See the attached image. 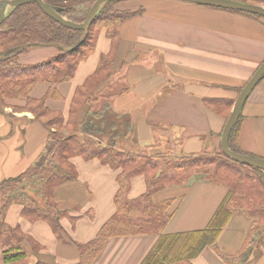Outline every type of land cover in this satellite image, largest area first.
Listing matches in <instances>:
<instances>
[{
    "label": "crops",
    "instance_id": "obj_1",
    "mask_svg": "<svg viewBox=\"0 0 264 264\" xmlns=\"http://www.w3.org/2000/svg\"><path fill=\"white\" fill-rule=\"evenodd\" d=\"M117 8L138 14L117 27L121 39L116 75L107 95L95 107L100 110L108 105L110 113L130 119L128 131L117 137V147L148 155L169 149L176 157L218 153L230 113L226 102L236 101L238 91L264 63V20L176 0H129ZM47 48L58 49L28 48L19 62L43 63L54 53L51 49L46 52ZM111 50V40L103 30L95 53L79 65L71 80L39 84L32 97H47L46 106L67 121L77 89L96 72L101 57ZM211 100L225 103L213 105ZM24 105V101H9L10 107L0 113V183L26 172L46 148L50 131L33 114L13 110ZM240 116L239 149L245 156L264 160V78ZM51 131L56 133L57 129ZM79 140L82 142L83 138ZM72 164L78 178L54 192L57 208L70 217L62 220V238L46 222L28 221L18 205L5 215V222L12 229L28 237L24 242L27 258L14 264H79L78 245L96 240L115 215L121 171L96 159L74 157ZM146 192L144 177L132 179L131 200ZM227 194L225 186L196 178L185 187L167 188L154 200L176 199L166 233L179 234L206 229ZM250 237L252 252L245 264H264V226L242 214L234 215L221 232L219 253L206 248L192 264H226L221 254H238ZM157 240V236L113 238L94 264H142ZM2 252L0 249V264H6Z\"/></svg>",
    "mask_w": 264,
    "mask_h": 264
},
{
    "label": "trees",
    "instance_id": "obj_2",
    "mask_svg": "<svg viewBox=\"0 0 264 264\" xmlns=\"http://www.w3.org/2000/svg\"><path fill=\"white\" fill-rule=\"evenodd\" d=\"M96 1L44 0L68 21L76 24L86 21ZM231 1L264 7V0ZM120 3L111 1L101 6L86 40L72 52L65 50L76 47L84 32L70 30L57 23L37 3L11 8L0 26V57L10 56L24 46L31 48L55 44L60 51L48 61L36 65L19 62L20 56L28 49L18 56L0 61V113L10 107L9 101H24V106H15L14 110L33 114L50 131L46 148L36 163L23 174L0 183V249L3 250L6 264L18 263L27 258L24 242L28 237L5 222V215L13 205L22 207V216L28 221L46 222L58 238L63 237L62 220L68 218L69 214L57 208L54 192L60 185L78 178L72 164L74 157H82L87 161L96 159L104 166L121 171L117 179L119 190L115 197L116 213L102 227L96 240L78 245L79 264H94L109 240L132 236L158 237L142 264H192L206 248L219 253V237L234 215H245L264 226V171L232 161L222 148L218 153L203 152L176 157L169 149L146 155L130 153L117 147V137L129 128L130 119L110 113L108 105L100 110L95 107L107 95L116 75V54L121 39L117 27L138 14L118 10ZM214 9L264 20L260 15ZM103 30H106L111 40L112 50L101 57L96 72L77 89L66 121L60 113L46 106L47 97L35 99L32 92L39 84L55 85L71 80L79 65L95 53ZM241 91H238V95ZM211 103L217 105L225 102L211 100ZM226 104L230 112L227 123L235 101ZM241 120L242 116L230 133L228 144L233 152L245 155L238 147ZM52 129H57V132H52ZM80 138H83L82 142ZM141 176L145 178L147 192L131 200L132 179ZM196 178L225 186L228 189L226 198L206 229L167 234L176 199L156 202L155 195L173 185L185 187ZM252 244L250 237L238 254H221V257L226 264H245L251 256Z\"/></svg>",
    "mask_w": 264,
    "mask_h": 264
},
{
    "label": "water",
    "instance_id": "obj_3",
    "mask_svg": "<svg viewBox=\"0 0 264 264\" xmlns=\"http://www.w3.org/2000/svg\"><path fill=\"white\" fill-rule=\"evenodd\" d=\"M111 1H118L124 2L129 0H97L95 4L92 6L86 21L82 24H76L68 21L64 16H62L55 8L44 2V0H2L0 1V26L5 21V18L11 8L24 6L30 3H37L42 11L51 19L56 21L57 23L61 24L62 26L74 30V31H83L84 36L81 39L80 43L72 48L66 49L67 52H72L76 50L87 38L88 32L94 23L95 19L97 18L98 12L101 6L107 2ZM182 1L186 3L196 4L205 7H214V8H221L233 11H240L246 12L250 14L260 15L264 17V7L252 4H245L241 2L231 1V0H176ZM47 47H59L58 45H42ZM29 46H24L21 49L17 50L10 56L7 57H0V61H5L11 59L15 56L22 54ZM264 77V63L260 66L257 72L254 74L252 79L247 83V85L242 89L241 93L238 95V98L235 101L233 106L232 113L225 125V128L222 133V140H221V148L223 153L229 157L232 161L245 165L251 168H256L259 170L264 171V160L259 158H252L245 155H240L229 148L228 140L230 133L238 124L241 110L248 100L249 96L253 92V90L257 87V85L262 81Z\"/></svg>",
    "mask_w": 264,
    "mask_h": 264
},
{
    "label": "rangeland",
    "instance_id": "obj_4",
    "mask_svg": "<svg viewBox=\"0 0 264 264\" xmlns=\"http://www.w3.org/2000/svg\"><path fill=\"white\" fill-rule=\"evenodd\" d=\"M66 18V17H65ZM49 49H51V50H53V55L52 56H50L48 59L46 58V60L45 61H48L49 59H51L52 57H54V56H56L60 51H59V49H56V48H47L46 50V52H49ZM24 56H26V55H24V54H22L21 55V57H24ZM22 62H25V59H23L22 58ZM11 101H13V100H11ZM13 110H14V108H13ZM232 110H233V108H232ZM15 111V110H14ZM15 112H17V111H15ZM162 146V145H161ZM146 155H148V154H146ZM151 155V154H150Z\"/></svg>",
    "mask_w": 264,
    "mask_h": 264
}]
</instances>
